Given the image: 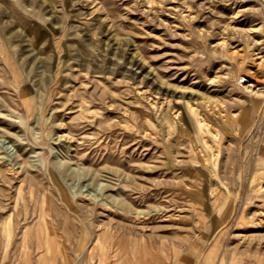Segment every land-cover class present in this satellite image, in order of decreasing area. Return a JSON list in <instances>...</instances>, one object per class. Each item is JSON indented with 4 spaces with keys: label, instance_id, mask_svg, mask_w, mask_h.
I'll use <instances>...</instances> for the list:
<instances>
[{
    "label": "rangeland",
    "instance_id": "obj_1",
    "mask_svg": "<svg viewBox=\"0 0 264 264\" xmlns=\"http://www.w3.org/2000/svg\"><path fill=\"white\" fill-rule=\"evenodd\" d=\"M0 264H264V0H0Z\"/></svg>",
    "mask_w": 264,
    "mask_h": 264
},
{
    "label": "bare ground",
    "instance_id": "obj_2",
    "mask_svg": "<svg viewBox=\"0 0 264 264\" xmlns=\"http://www.w3.org/2000/svg\"><path fill=\"white\" fill-rule=\"evenodd\" d=\"M8 237H9V235H8Z\"/></svg>",
    "mask_w": 264,
    "mask_h": 264
}]
</instances>
